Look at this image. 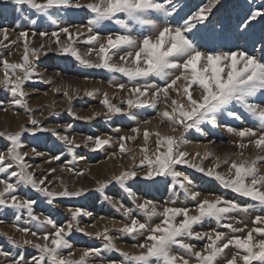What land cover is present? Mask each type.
Listing matches in <instances>:
<instances>
[{"label":"snow or ice","instance_id":"1","mask_svg":"<svg viewBox=\"0 0 264 264\" xmlns=\"http://www.w3.org/2000/svg\"><path fill=\"white\" fill-rule=\"evenodd\" d=\"M0 2L27 6L39 17H46L56 25V30L51 32L31 33L32 37L54 38L42 42L38 48L30 46L28 31H21L15 40H11V45L22 43L19 62H10L7 56L0 57V90L11 95L9 105L22 108L27 114V125H31H21L14 132L0 131V138L6 144L5 148L0 149V174H3L0 177V207L14 210L17 223L12 227L20 234V239L6 232H0V235L16 247H30L38 252L28 260L24 253L18 252L13 256L10 251L0 248V256L5 258L2 264H264V54L257 56L238 45L234 50L229 48L227 51L215 47L202 50V42L210 41L212 37L202 32L199 26L205 25L220 0H204L194 6L195 10L185 4L187 11L183 15L179 0ZM73 10H85L91 18L86 24L62 26L63 16ZM258 18L264 21V5L250 10L241 27L249 29ZM32 23L35 24L36 20ZM113 26L115 31L112 30ZM62 34L65 37L63 40ZM0 37V46L8 47L5 44L9 40L7 28L0 29ZM261 39H264V30ZM78 44L86 45L87 51L81 53ZM51 51L71 56L85 68L112 74L108 83L115 91L111 96L107 91L101 93L100 103L106 111L78 116L68 108L70 116L84 121L100 116L107 120L118 115L135 119L133 109H152L155 118L167 125L172 133H161L158 128L141 129L138 123L131 129V135L117 138L118 150L111 153L109 159H123L127 155L132 164L122 167L119 174L97 181L95 191L103 194L110 185H118L135 205L134 210L126 207L122 201L104 195L126 220L121 222L119 228L115 227L113 220L112 228L105 226L96 232L87 231L86 227L80 226L79 218L84 214L82 208H69L70 221L67 225H61L50 215L35 213L37 200L19 196L21 187L26 186L42 194L46 203L52 205L58 198L80 197L89 191L84 188L69 190L60 177L57 179L62 190H50L46 181L57 169H44L42 175L37 177L36 170L42 166H34L28 161L31 156H46L44 163L51 164L60 161L61 156L37 151L35 147L30 152L21 151L25 147V134L51 133L70 153L81 146L75 136L56 131V127L70 130L72 124L53 128L43 125L41 119L34 116L36 109L30 106L27 99L31 93L25 91V85L32 82L34 77L39 76L44 83H53L51 78L45 79L37 72L35 63L41 55ZM261 52L264 53V49ZM117 75L124 82L117 83ZM52 91L60 92L61 89L53 88ZM76 91L79 92L78 89ZM99 92V89H94L85 94L92 96ZM63 95L69 102L72 100L68 91H64ZM113 99L119 102L112 103ZM47 107L49 116L59 114L52 105ZM0 111L7 112L8 108L0 105ZM40 116L44 117L43 111ZM225 117L241 123L251 118L253 126L238 129ZM142 123L150 125L152 120L144 119ZM203 126H207L209 131L223 129L232 133L238 138L232 142L237 151L224 157L218 156L208 148L215 144V140H208L203 152L188 151L186 145L190 142L183 134L190 130L202 133ZM177 132L181 135H175ZM138 139L142 143L136 147L142 155L137 161L135 152L128 144L135 145ZM112 142L110 136L89 135L83 139V146L97 151ZM249 148L254 150V155H246ZM208 159H212L213 163L205 167L204 161ZM224 165H227V172L218 171ZM178 166H186L213 179L225 191H231L250 203L242 205L224 196L201 198V192L188 186L192 181L185 172L178 170ZM60 171H68L79 177L90 170H77L65 165ZM158 177L164 178L163 182L171 190H175L177 185L183 189L195 202L194 206H176L175 201L158 205L153 199H141L129 185L130 181H137L138 178L156 183L159 182ZM11 178H16L15 182ZM257 207L261 214L254 217V226L249 229L247 223L237 219L235 214L247 216ZM24 211L29 219L22 225L18 221ZM156 219L159 222L154 223ZM213 221L216 228L196 230L197 226ZM3 222L0 220V224ZM237 224L243 226L237 227ZM90 227H95V224ZM74 232L90 239H102L103 245L83 248L76 258L71 240ZM121 236L134 240L131 244L134 252L125 251L116 244ZM193 240L203 241V246L198 249L191 242ZM226 250L231 252L230 256ZM109 252L120 259L107 257Z\"/></svg>","mask_w":264,"mask_h":264},{"label":"rangeland","instance_id":"2","mask_svg":"<svg viewBox=\"0 0 264 264\" xmlns=\"http://www.w3.org/2000/svg\"><path fill=\"white\" fill-rule=\"evenodd\" d=\"M82 2L87 3L88 0H82ZM203 2L204 0H179V5L182 8L181 15L187 11V9L184 8L185 4L191 7L192 10H195L194 6ZM262 5H264V0H220L219 4L213 9L212 14L205 22V25L199 26L202 32L212 37L210 41L205 40L202 42V50L215 47L218 50L227 51L229 48L234 50L238 45L240 48L246 49L250 53L254 52L257 56L264 54L261 52V49H264V39H261L262 30H264V21L258 18L251 23L249 29L245 30L241 27L249 11L255 10ZM90 18L91 17L85 10H73L70 14L63 16L62 26L86 24L87 20ZM33 20H36L35 24L32 23ZM2 28L8 29L9 40L5 41L8 47L0 46V57L7 56L10 62H19L23 51L22 43L11 45L10 41L15 40L21 31H28L30 46L38 48L42 42L54 38H41L38 35L32 37L31 33L33 31L37 33L40 31L51 32L56 30V25H53L46 17H39L27 6H15L11 3L0 2V29ZM112 30H116L115 26H113ZM81 31L86 30L81 29ZM103 34L106 33H102V35ZM0 39H2V37H0ZM61 39H65L63 34L61 35ZM52 47L55 48L56 45L53 44ZM78 47L81 53L87 51V46L84 44H78ZM9 52H11L12 55L9 56ZM35 63L37 65V72L45 79L51 78L53 83H44L40 80L39 76L34 77L32 82L26 83L25 91L31 93L30 96L27 97L28 102L30 106L36 109L34 116L41 119L42 124L50 128L56 127L57 125L72 124L73 127L70 130L56 127V131L63 135L75 136L76 140L81 143V146L76 148L74 153H70L60 141L56 140V138L51 135V133H37L35 136L25 134L23 137L25 147H23L21 151L30 152V149L35 147L37 151L61 156L60 161L45 164L44 160L47 158L46 156L36 157L31 156L30 153L31 158L28 162L34 166H42L36 170L37 177L42 175L44 169H57L55 173L48 177V181H46V185L49 186L50 190H62L60 180L57 179V177H60L69 187V190L84 188L89 191L80 197L70 199L58 198L52 205L46 203V198L42 194L26 186L21 187L19 196L21 198L28 197L37 200L38 203L34 206L35 213L37 215H50L61 225H67L70 221V213L67 211L69 208H82L84 209V214L79 218L80 226L86 227L89 232L103 230L105 226L112 228L113 220L116 222V228L121 227V222H126L125 218L122 216L121 212H118L112 204L104 198V195L122 201L126 207L133 208L134 210L135 205L131 200L127 199L126 194L118 185H110L105 189L103 194L95 191L98 187L97 181H104L112 174H119L122 167L126 168L132 164V160L127 155H125L123 159H109V156L111 153L118 150L116 144L117 138L120 135H131V129L136 127L138 122H141L140 126L144 119H151L152 121L156 119L159 122V119L155 118V111L152 109H133V112L136 113L135 119L122 115L114 116L107 120L103 116L96 117L91 121L75 119L68 114V108H71L78 116H91L94 112L106 111L104 106L100 103L102 99L101 93L107 91L111 96L115 91L114 88L109 87L108 83V81L112 79V74L104 70L85 68L71 56L62 55L56 51L48 52L47 55H41L39 60L35 61ZM0 75H2V73H0ZM116 82L120 83L124 82V80L117 75ZM53 88H60L61 91L54 92L52 91ZM77 89L79 90L78 93L76 91ZM94 89H99L100 92L92 96L85 94L86 91H92ZM64 91H68L69 95L72 96L70 102L63 95ZM120 95H123V93H120ZM10 100L11 95L0 90V105L8 108L7 112L0 111V131L14 132L18 131L21 125H27V114L18 106H10ZM118 102V99L112 100V103ZM48 105H52L53 109L59 114L56 116H49ZM41 111L44 112V117H47V119L40 116ZM16 113H19V115ZM225 120L238 129L253 126L251 118L244 123L232 121L227 117H225ZM159 124L161 123L159 122ZM27 126L30 127L31 125ZM161 126H164L165 129L162 128L164 130H158L161 133L169 134L168 132L170 129L168 126L164 124H161ZM143 128L141 126V129ZM148 128L152 130L151 127ZM117 129H120V131L117 132ZM89 135L102 138H108L110 136L113 138V142L111 145H106L102 149L91 151L90 148L83 146V139ZM183 135L186 140L187 138L189 139V142L190 139L193 138L198 141L200 140L205 145L208 144V140H215V144L209 145L208 148L221 157L237 151V148L233 146L232 142L238 138L223 129H213L209 131L207 126H203L202 133L190 130ZM152 139L155 140V137H152ZM141 143L142 140L138 139L135 145L132 143L128 144V147L132 148L135 152L137 161L141 158L142 154L136 145ZM5 147V141L3 138H0V149ZM186 148L187 150L189 149L187 146ZM188 151L193 152L190 149ZM246 155H254V150L249 148L246 150ZM81 157L83 159H81ZM69 161H72V163L68 164ZM212 163V159L205 160L204 166H211ZM65 165L77 170L87 168L90 171L86 172L83 176L77 177L68 171L61 172L60 168ZM178 170L185 172L187 178L192 181V184L188 186L194 191L201 192V198L215 199V196H224L226 199L236 200L242 205L250 203L231 191H225L213 179L193 169L187 168L186 166H178ZM218 171L227 172V165L222 166ZM2 176L3 174H0V177ZM11 179L12 182L16 180V178ZM170 179L171 178H169V181ZM157 181L159 182L154 183L138 178L137 181H130L129 185L141 199H153L158 205L166 201H175L176 206H194L195 202L191 201L184 193L183 189L178 185L175 190H171L163 182L164 178L158 177ZM257 214H261L258 207L252 210L247 216H241L240 214L235 215L237 219H243L250 229L254 226L253 219ZM140 218L143 220L142 215ZM28 219L26 211H24L20 214V220L18 222L23 225ZM0 220L4 221L0 224V232H6L19 240L20 234L15 232L12 227L14 223H17L14 210L0 207ZM153 222L156 223L159 221L156 219ZM93 224H95V227H90V225ZM236 226L242 227L243 225L237 224ZM216 227L217 225L214 221L205 222L197 226L196 230L207 231L210 228ZM220 230L226 231L225 229ZM244 234L246 233H241L240 235ZM113 235H116V233L113 232ZM71 240L76 250V258L80 256V250L83 248L102 247L103 245L102 239H90L78 232L73 233ZM191 242L196 244L198 249L202 247L204 243L203 241L195 240ZM132 243H134V240L131 237L121 236L116 240V244L123 250L134 252L135 249L131 248ZM0 248L10 251L13 256L18 252L24 253L28 260H31L34 255H38L35 249L30 247H16L2 235H0ZM226 252H228L229 256L231 255L229 250H226ZM106 256L113 259H120L118 255H114L111 252L107 253ZM4 259V257L0 256V264H2Z\"/></svg>","mask_w":264,"mask_h":264},{"label":"bare ground","instance_id":"3","mask_svg":"<svg viewBox=\"0 0 264 264\" xmlns=\"http://www.w3.org/2000/svg\"><path fill=\"white\" fill-rule=\"evenodd\" d=\"M138 122V121H137ZM160 122V121H159ZM159 122L155 119L154 121H152V123L150 124V125H144L143 123H142V128L143 127H151L152 129H159V130H164L165 129V127L163 126H161V124H159ZM138 123H140L141 124V122H138ZM137 123V124H138ZM162 128H164V129H162ZM169 134H172L171 132H170V130H169V132H168ZM181 133L180 132H177V133H175V135H180ZM186 139V138H185ZM189 139L187 138V141H188ZM204 143L203 142H201L200 140L198 141L197 139H193V138H191L190 139V143H188L186 146L190 149V150H192L193 152L194 151H204ZM188 149V150H189Z\"/></svg>","mask_w":264,"mask_h":264}]
</instances>
